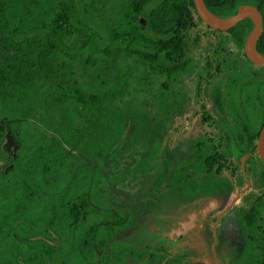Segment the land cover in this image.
<instances>
[{
	"label": "trees",
	"instance_id": "16d2710c",
	"mask_svg": "<svg viewBox=\"0 0 264 264\" xmlns=\"http://www.w3.org/2000/svg\"><path fill=\"white\" fill-rule=\"evenodd\" d=\"M170 2L0 0V124L11 125L0 130V264L152 257L116 237L131 216L121 204L109 211L98 186L104 180L81 157L117 142L129 119L140 130L139 110L123 100L132 68L122 69V60L149 73L167 67L181 54L185 26L201 20L196 10H169ZM226 161L213 148L203 161L207 176ZM241 222L247 239L236 264H264V204Z\"/></svg>",
	"mask_w": 264,
	"mask_h": 264
},
{
	"label": "rangeland",
	"instance_id": "374dc122",
	"mask_svg": "<svg viewBox=\"0 0 264 264\" xmlns=\"http://www.w3.org/2000/svg\"><path fill=\"white\" fill-rule=\"evenodd\" d=\"M193 56L192 71L178 78L177 91L194 92L200 66L196 55ZM121 66L122 69L132 68V73L126 76L130 83L123 100L134 96L136 100L149 104L139 108L142 129L136 130L133 120L129 119L117 144L94 156L81 158L97 168L99 180L107 183L103 188V200L112 205L125 203L133 211L132 224L118 235L138 244L135 246L139 250L151 251L148 246H163L167 250V256L153 250L154 259L130 255L128 264H232L241 257L246 243L242 215L264 192V180L259 178L264 161L259 154H254V158L245 162L244 175L241 158L235 157L228 148L231 138L228 129L241 131L239 120L221 110L219 122L216 117V124L204 123L200 112L194 111L193 102L187 105L183 115L177 113L173 118L162 109L158 98L163 91L164 78L145 81L142 71L135 67L131 58L122 60ZM163 100L169 101V97L165 95ZM10 126L2 123L0 130H8ZM255 126L259 128L258 121ZM156 138H160L163 146L155 158L160 165L169 160L172 173L179 168L183 170L198 165L197 158L189 155L199 140H207L206 154L215 146L227 161L224 171L207 176L213 190L183 201L178 192L164 187L160 200L153 204L151 189L159 173L143 168V161L151 156ZM11 144L12 140L6 144L10 156L14 154ZM138 154L140 158L136 161Z\"/></svg>",
	"mask_w": 264,
	"mask_h": 264
},
{
	"label": "flooded vegetation",
	"instance_id": "af4514ba",
	"mask_svg": "<svg viewBox=\"0 0 264 264\" xmlns=\"http://www.w3.org/2000/svg\"><path fill=\"white\" fill-rule=\"evenodd\" d=\"M204 2L209 10L220 17L231 16L244 5H249L251 10H256L257 12H255L254 16H246L232 27L224 30L212 27L201 18V20L196 18L194 22H190L185 26L187 30H185L180 42V55L170 56L168 58V66L161 70L159 65L156 67L157 70L151 73L145 72L143 69L140 70L144 75L145 81H156L160 77L164 78L161 85L163 91L158 98L162 109L167 110L169 116L172 115L173 118L176 117L177 113L183 115L190 102L194 103V111L200 112L199 114L204 123H210L211 125L216 124L217 120L218 122L220 121V118H222L221 110L229 112L233 118L239 120L242 130L232 132L228 129L229 137H231L228 148L235 157L251 151L252 155L249 157L251 158L254 154H259L256 152L258 136L254 141L253 135L256 131H258L259 135L264 124V64L256 63L248 57L245 52V42L248 35L258 25L261 28V32L256 42V48L261 55H264V0H204ZM169 10L197 9L194 1L192 6L190 0H171ZM193 54L196 55L199 62L200 76L195 83L194 92L188 94L177 91L175 85L180 76H186L192 71ZM129 83L126 77L123 96L125 91L128 90ZM165 95L169 97V101L163 100ZM137 101L140 100H136L134 96L130 100H126V102L133 104L136 110H139L140 105H149L143 100ZM257 121L259 122L258 129L255 126ZM141 129L142 127H140ZM118 141L106 147L105 150L117 144ZM206 141V139L199 140L200 143L189 155L191 158H197L198 165L196 167L192 165V167L183 170L179 168L172 173L169 160H165L164 164L160 165L161 163L159 164L155 158L163 145H160V138L154 140V152H150L151 156L143 161V168L147 170L153 169L159 173V177L151 189V201L153 204L158 203V200H160L162 193L165 191L164 187H167L168 191L173 189L178 192L183 201H188L201 195L204 191H208V178L203 167L204 157L207 155L205 148L208 142ZM200 148L202 149L201 152L198 151ZM139 158L140 155L138 154L136 161ZM1 163L3 164L4 162L0 160ZM95 169L98 173L100 172L97 168ZM106 184L103 182L98 185L101 188L100 190L104 191L103 194H105L103 188ZM103 203L108 206L110 212L113 207L121 204L125 207L121 208V212L130 213V215L129 213L123 215V217L127 216V218L131 216L129 224L116 232L117 238L129 240L120 237L118 234L132 224V209L122 202L112 205L105 200ZM256 203L264 204V200H255L250 208L254 207ZM246 239L245 235V241ZM132 245L135 251H146L139 250L135 246L138 245L135 242H132ZM147 248L151 249V251L146 252L152 253V257L145 256L148 259H154L155 253L153 250H157L160 254L167 256V250L163 246H148ZM241 258L242 255L232 264H236ZM181 259L185 258L182 257ZM193 263L199 264L200 262Z\"/></svg>",
	"mask_w": 264,
	"mask_h": 264
},
{
	"label": "water",
	"instance_id": "95a60500",
	"mask_svg": "<svg viewBox=\"0 0 264 264\" xmlns=\"http://www.w3.org/2000/svg\"><path fill=\"white\" fill-rule=\"evenodd\" d=\"M194 5L196 7L197 14L199 17L207 24L212 27L224 30L232 27L236 24L240 19L246 16H254L256 10H251L249 5L241 6L233 15L229 17H220L216 15L214 12L209 10L206 6L204 0H193ZM142 26L145 25V20L141 18ZM259 23V22H257ZM261 32V28L256 26V28L248 35L245 42V52L249 58L259 64H264V55H261L256 48V42L258 36ZM256 152L259 153L260 157L264 160V124L259 132ZM252 155V152H248L244 155L239 156L241 158V166L243 169V173L245 175V162ZM249 185V183H247Z\"/></svg>",
	"mask_w": 264,
	"mask_h": 264
}]
</instances>
